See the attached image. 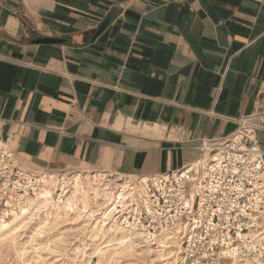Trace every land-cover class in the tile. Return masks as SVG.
<instances>
[{"label":"crops","instance_id":"1","mask_svg":"<svg viewBox=\"0 0 264 264\" xmlns=\"http://www.w3.org/2000/svg\"><path fill=\"white\" fill-rule=\"evenodd\" d=\"M243 119L264 165V0H0V139L29 173L163 175Z\"/></svg>","mask_w":264,"mask_h":264},{"label":"built area","instance_id":"2","mask_svg":"<svg viewBox=\"0 0 264 264\" xmlns=\"http://www.w3.org/2000/svg\"><path fill=\"white\" fill-rule=\"evenodd\" d=\"M256 126L248 119L197 149L206 158L131 183L140 191L120 223L153 244L175 235L179 264H264V165ZM40 182L0 139V224L36 196Z\"/></svg>","mask_w":264,"mask_h":264},{"label":"rangeland","instance_id":"3","mask_svg":"<svg viewBox=\"0 0 264 264\" xmlns=\"http://www.w3.org/2000/svg\"><path fill=\"white\" fill-rule=\"evenodd\" d=\"M44 175L53 176L55 178H61L64 176L65 183L62 190L65 196L64 199L70 196L69 194L72 192L71 178L76 175L80 176L83 181L85 180L86 184L90 180H95L100 185V197L98 196L95 200L93 192L90 190L91 193H85L84 196H86V198L80 196V194H75L76 204L72 206L73 208L70 207L58 212H55L51 208H47L34 214L32 212L33 215L25 226L14 232L7 231V233H4V237L0 239V264H22V262L23 264H175L178 262L176 264H179V255L175 261L174 258L170 257L171 254L168 250L167 252L160 253L157 249H155L154 252H150L147 248L142 247H136L134 249H130L129 247L122 248L121 246L117 247L118 234L110 229L112 220L107 221L104 225L98 220V213H101V211L104 212L107 208L108 212L113 207L112 203L105 199V195L111 191L113 193L119 186H123L125 181L116 177L108 178L110 181H107V179L103 177L92 176L90 174H69L67 171L58 172L48 170L41 173V175H36L38 181L42 183L40 184L41 189H39L37 195L40 194L42 189L47 191V189L50 190L52 188L51 190L55 192L53 196H56V194L61 192L60 189L51 187L52 185L49 182H42L40 177H43ZM86 186L88 187L89 185H84V189L89 190ZM36 196L34 199L37 198ZM30 200H33V198L27 199L28 202ZM27 201L24 205L25 207L20 211L27 207ZM92 203L94 205H92ZM84 204L87 206L86 208ZM77 206L79 207L78 209H76ZM20 211L16 214H19ZM95 211L97 214H94ZM48 218L51 220L49 221ZM48 223L50 224L49 227ZM172 259L173 261H171Z\"/></svg>","mask_w":264,"mask_h":264},{"label":"bare ground","instance_id":"4","mask_svg":"<svg viewBox=\"0 0 264 264\" xmlns=\"http://www.w3.org/2000/svg\"><path fill=\"white\" fill-rule=\"evenodd\" d=\"M201 162L202 161H199V163H201ZM40 180L42 182H49L52 185L51 187H55V189L58 188V189L61 190V192L59 194H56V196H53L55 194V192L51 190L52 188L50 190L47 189V191L44 190V189H42L39 195L36 194L37 195L36 196L37 197L36 199H34V197H33V200H30L29 202L27 201L28 204H27V207L25 209H23L22 211H20L19 214H16L13 217H11L10 220L5 221V222H3V223L0 224V239L2 237H4V233H7V231L14 232V231H17L18 229L22 228L23 226H25L30 221L31 216L34 213H36V212L45 210L47 208H51L55 212H58V211H61V210H66V209L74 206L76 204L75 194L76 195L77 194H80V196L83 197L85 195V193L90 192V190H91L93 192V197L95 198V200L97 199V197L100 194V190H99L100 185L95 180H90L86 184V181L85 180L83 181L81 179V177L78 176V175H76L73 178H71V181H72V183H71L72 184V192H71V194H69L70 196L67 197V198H65V199H64V197H65L64 196V192L62 191L63 190L64 183H65L64 176H62L61 178H59V177L58 178H55L53 176H46V175H44L43 177H40ZM103 181H104V179H103ZM109 181H110V179H109ZM111 182H113V181H111ZM114 183H113V185H114ZM84 185H89L88 187L86 186L87 188H89V190L88 189L85 190L84 187H83ZM118 191H119V193H118ZM139 196H140V191L135 186L132 185L131 180L130 181H127V182H125V184L123 186H119L118 189H115V191L113 193L111 191V192H109L108 194L105 195V199L109 200L110 203H112V206L113 207L111 208V210L107 212V210H108V208H107L104 212L101 211V213H98L97 214L96 211H95L94 214L96 213L98 215L99 218L98 217L97 218L101 222L102 225L106 224L107 221L112 220V224L110 226V229L111 230H114L115 233L118 234V241H117L118 242V246L117 247H119V246H121L122 248L129 247L130 249H134L136 247H139V248L142 247V248H147L148 250H150V252H154L155 249H157V251L160 252V253L165 252V251L167 252V250H168V252L171 254L170 257L174 258V260L176 261V259L178 258V255L180 253V244H179V241L175 238V235H168L166 232H160V234L158 235L157 240L153 244H151V243H149V240L146 237H144L142 234H140L139 232L135 231L134 229L125 228L120 223V215H121V213L124 211L125 208L127 209L128 205L138 204L137 203V199H138ZM84 197L86 198V196H84ZM87 201H88V199H87ZM102 202H104V201H102ZM90 205H91V203H90ZM92 205H94V204L92 203ZM84 206H85V208L87 207L85 204H84ZM78 208L79 207L77 206L76 209H78ZM32 212H33V214H32ZM80 212H82V211H80ZM90 215H92V214H90ZM46 218H47V216H46ZM50 220L51 219H49V221ZM59 220H60V218H59ZM54 221H56V220H54ZM49 226H50V224L48 225V227ZM38 229H40V228H38ZM111 237H110V239H111ZM112 241H114V240H112ZM111 245H112V243H111ZM155 245H157V246H155ZM154 246H155V248L153 249ZM125 249H127V248H125ZM126 252H129V251H126ZM162 258H164V257H162ZM162 261H164V260H162ZM171 261H173V259ZM176 263H178V262H176ZM22 264H23V262H22Z\"/></svg>","mask_w":264,"mask_h":264},{"label":"water","instance_id":"5","mask_svg":"<svg viewBox=\"0 0 264 264\" xmlns=\"http://www.w3.org/2000/svg\"><path fill=\"white\" fill-rule=\"evenodd\" d=\"M112 1L117 2V3H124L128 0H112ZM108 23H109L108 19L103 21V23L99 26L96 33L94 34L93 39H95L97 36H99L104 31V29L106 28ZM37 42L38 43H58L60 41L57 39H45V38H43V39H39Z\"/></svg>","mask_w":264,"mask_h":264}]
</instances>
